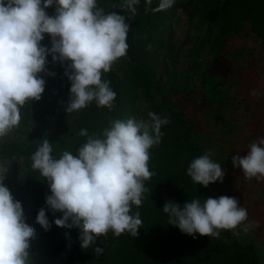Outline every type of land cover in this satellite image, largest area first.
<instances>
[{
    "label": "clouds",
    "instance_id": "clouds-1",
    "mask_svg": "<svg viewBox=\"0 0 264 264\" xmlns=\"http://www.w3.org/2000/svg\"><path fill=\"white\" fill-rule=\"evenodd\" d=\"M137 3L125 0L124 6L134 15ZM173 3L161 0L156 10ZM52 6L55 15L49 16L45 10ZM126 19L130 17L117 12L105 14L97 0H0V138L19 126L20 109L27 102L41 99L45 80L40 74L46 71L48 56L53 63L67 65L68 113L93 101L97 107L113 109L116 93L102 76L127 54L130 25ZM46 34L51 37L50 48L41 45ZM147 115L148 120L112 121L102 137L81 129L79 135L87 141L75 155L64 151L60 158H53L51 143L44 139L31 157L32 168L45 178L51 192L47 208L63 214L54 220L55 226L80 229L82 249L109 231L117 238L125 232L138 236L140 213H130L133 205H142L147 191L144 182L154 175L148 167L149 150L161 142V128L170 123L168 117ZM232 164L247 180L264 179V138L250 144L245 156H233ZM224 174L208 154L195 158L187 168L191 180L204 187L222 182ZM162 211L170 225L194 239L196 234L219 238L221 231L238 236L235 229L248 219L247 209L228 196L203 203L192 199L183 208L169 201ZM36 223L50 230L44 208ZM250 227L244 224L242 230ZM34 238L35 229L25 222L21 203L0 178V264H31L29 249ZM95 254L102 255L103 249L96 248Z\"/></svg>",
    "mask_w": 264,
    "mask_h": 264
},
{
    "label": "rangeland",
    "instance_id": "rangeland-1",
    "mask_svg": "<svg viewBox=\"0 0 264 264\" xmlns=\"http://www.w3.org/2000/svg\"><path fill=\"white\" fill-rule=\"evenodd\" d=\"M191 1L174 0V4L179 2L185 8L175 11L170 21V32L162 39V46L153 43L159 50L151 64L152 78L148 82L139 78V74L128 72V56L117 60L102 79L110 81V87L116 93L115 107L117 101L128 100V90L136 95L127 119L148 120L149 112L167 117L164 100L183 114L194 127L202 155L208 154L225 173L222 182L217 181L207 187L196 185L204 188L210 198L234 197L239 206L247 209L248 219L244 224L251 227L244 232L242 224L235 231L239 232L240 241L256 246L260 262L264 264V179L247 180L242 170L232 164L233 156H245L250 144L264 138V45L260 39L244 35L211 44L205 39L208 23H202L195 16ZM105 3L100 0L97 5L104 7ZM49 41L44 37L41 45L50 48ZM66 68V64L53 63L52 57H47L46 71L40 74L45 80L41 99L27 102L21 108L19 126L0 138V178L5 186L14 187L29 180V175L34 172L31 157L44 139L51 143L53 158L58 159L54 152L58 146L74 152L69 147L76 138L70 134L71 127L87 120L86 115L91 111L96 116L104 111V108L97 107L95 101L77 112L66 111L71 87L64 75ZM115 107L106 109L112 112ZM186 146L171 145L162 138L150 151H165L169 147L175 151L172 157L166 156V172H172L176 177L188 155ZM65 150L56 152L61 155ZM151 161L150 157L148 167L153 172ZM38 187L44 189V197L51 194L45 178ZM44 205L40 198L37 204L30 201L27 207L40 210ZM38 229L29 249L31 264H37L36 255L57 242L67 228L51 226L48 231ZM116 242V236L109 231L90 247L94 250L113 249ZM54 264H79L77 250L63 249Z\"/></svg>",
    "mask_w": 264,
    "mask_h": 264
},
{
    "label": "trees",
    "instance_id": "trees-1",
    "mask_svg": "<svg viewBox=\"0 0 264 264\" xmlns=\"http://www.w3.org/2000/svg\"><path fill=\"white\" fill-rule=\"evenodd\" d=\"M102 1H106V6H97H100L105 14L117 12L130 17L126 19V23L130 25L127 36L129 47L126 54L129 57L128 72L139 74V78L143 81L151 79V64L155 61L159 50L153 43L162 46V39L170 32V21L175 11L185 6L177 2L167 9L156 10L161 0H138L134 5L133 15L124 6L125 0ZM99 2L100 0H97V4ZM190 5L194 7L195 16H198L202 23H208L205 39L211 44L244 35L260 39L264 45V0H192ZM45 11L49 16L55 15V6ZM45 37L49 38L51 43V37L47 34ZM149 45H151L150 49ZM127 93L128 100L117 101L114 111L108 112L104 108V111L97 116L91 111L86 115L87 120L71 127L70 134L72 138L76 137L69 146L74 151L71 152L72 154L75 155L78 148L87 141V137H77L81 129H86L90 136L95 134L102 137L103 131L110 126V122L117 119L128 120L126 117L130 113L136 95L130 90ZM163 103L165 115L170 119V123L161 129L162 138L178 147L187 144L188 155L180 166L178 175L174 177V173L166 172V158L172 157L175 151H171L170 147L165 151L149 150L154 165L152 166L154 175L144 182L147 191L143 194L142 205L139 208L133 205L130 213L133 215L137 211L140 213L142 225L138 236L135 238L125 232L120 237H116L115 248L104 249L102 255L96 256L95 250L90 246L88 249L81 248L80 229L67 228L57 242H53L45 252L36 255L37 264H54L62 250L68 247L77 250L79 264H261L256 246L243 243L231 231H221L219 238L196 234L194 239L182 233L178 227L169 224V217L162 211L166 202L171 201L183 208L192 199L198 198L203 203L210 196L187 175L190 163L202 156V149L195 138L194 127L181 112L170 105L168 100H164ZM21 111L23 110L20 109V113ZM56 149L62 151L65 147L58 146ZM56 151L54 150L55 154L60 158L62 154L58 155ZM170 166L171 159L168 168ZM38 173V170H34L29 175V180L14 187L6 186L14 200L21 203L25 222L33 227L35 232L42 227L36 223L39 210L27 207L30 201L37 204L41 198L45 202L43 208L52 227L55 226L54 220L62 218L63 215L47 208L46 197L50 194L45 197L42 195L44 189L38 187V184L44 177L40 173L37 176Z\"/></svg>",
    "mask_w": 264,
    "mask_h": 264
}]
</instances>
